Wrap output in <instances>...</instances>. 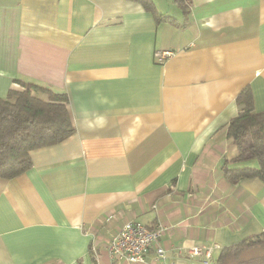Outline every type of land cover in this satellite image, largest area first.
I'll use <instances>...</instances> for the list:
<instances>
[{
    "label": "crops",
    "instance_id": "1",
    "mask_svg": "<svg viewBox=\"0 0 264 264\" xmlns=\"http://www.w3.org/2000/svg\"><path fill=\"white\" fill-rule=\"evenodd\" d=\"M150 2L167 21L141 0H0V99L48 87L73 127L0 178V264H130L106 251L127 222L164 228L145 264L264 233V184L222 172L257 166L226 128L245 90L264 113V0Z\"/></svg>",
    "mask_w": 264,
    "mask_h": 264
},
{
    "label": "trees",
    "instance_id": "2",
    "mask_svg": "<svg viewBox=\"0 0 264 264\" xmlns=\"http://www.w3.org/2000/svg\"><path fill=\"white\" fill-rule=\"evenodd\" d=\"M141 1L157 21L168 20L155 14L150 0ZM15 83L21 90H10L6 98L0 99V178L5 180L29 169L30 152L62 143L73 134L65 94L33 83ZM236 102L239 113L228 123L226 135L238 149L236 162L252 159L257 166L224 165L223 176L232 185L247 179H258L264 184V113L254 111L248 90ZM249 252L258 253L245 258ZM209 264H264V233L223 248Z\"/></svg>",
    "mask_w": 264,
    "mask_h": 264
},
{
    "label": "built area",
    "instance_id": "3",
    "mask_svg": "<svg viewBox=\"0 0 264 264\" xmlns=\"http://www.w3.org/2000/svg\"><path fill=\"white\" fill-rule=\"evenodd\" d=\"M171 55V52L155 53L154 61L162 64ZM163 236L164 228L161 226L150 229L138 222H127L108 243L106 248L108 258L116 263L145 264L147 252L153 250L158 259H163L165 252L158 245ZM218 250L219 246L214 245L207 249L191 248L186 253L189 256H203V264H209L213 252ZM182 253L183 250L176 252L178 255Z\"/></svg>",
    "mask_w": 264,
    "mask_h": 264
},
{
    "label": "rangeland",
    "instance_id": "4",
    "mask_svg": "<svg viewBox=\"0 0 264 264\" xmlns=\"http://www.w3.org/2000/svg\"><path fill=\"white\" fill-rule=\"evenodd\" d=\"M258 252H249V253H247L244 257L245 258H249V257H251L252 255H256Z\"/></svg>",
    "mask_w": 264,
    "mask_h": 264
}]
</instances>
